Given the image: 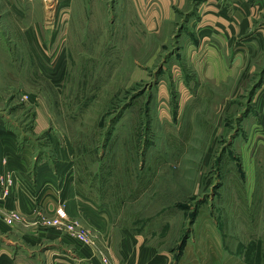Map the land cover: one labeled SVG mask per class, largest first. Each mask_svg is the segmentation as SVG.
Here are the masks:
<instances>
[{
  "label": "rangeland",
  "instance_id": "rangeland-1",
  "mask_svg": "<svg viewBox=\"0 0 264 264\" xmlns=\"http://www.w3.org/2000/svg\"><path fill=\"white\" fill-rule=\"evenodd\" d=\"M131 4L0 0V115L32 165L56 168L62 185L74 177L114 232L146 235L158 259L264 264V127L251 89L181 87L186 14L155 35ZM16 215L4 221L68 232L55 214Z\"/></svg>",
  "mask_w": 264,
  "mask_h": 264
},
{
  "label": "crops",
  "instance_id": "crops-1",
  "mask_svg": "<svg viewBox=\"0 0 264 264\" xmlns=\"http://www.w3.org/2000/svg\"><path fill=\"white\" fill-rule=\"evenodd\" d=\"M131 2L129 9L137 12L140 25L155 35L173 21L174 11L185 13L182 48L175 54L184 63L181 87L186 86L189 92L214 89L212 92L226 94L241 93L249 87L264 127V0ZM9 119L0 115V180L9 171L14 181L7 188L6 200L0 202V264H167L165 257L158 259L146 235L114 232L106 204L93 202L87 193L84 196L74 177L62 185L56 168L44 162L32 165L31 147L20 144L19 148L22 134L7 127ZM63 204L71 218L80 217L91 228L102 230L92 232L98 245H85L55 228L34 231L16 222L9 225L3 218L5 213H20L30 220L42 214L51 216Z\"/></svg>",
  "mask_w": 264,
  "mask_h": 264
},
{
  "label": "built area",
  "instance_id": "built-area-1",
  "mask_svg": "<svg viewBox=\"0 0 264 264\" xmlns=\"http://www.w3.org/2000/svg\"><path fill=\"white\" fill-rule=\"evenodd\" d=\"M3 179V178H2ZM3 181H4V183H6L4 186L6 187L5 189V191L3 192V194H0V198H1V196L4 198V197H6L7 195H8V193H9V191L7 190V188L11 185V183H12V181L11 180H9V179H3ZM17 213H13L12 215L13 216H17L16 215ZM11 215V216H12ZM19 215V214H18ZM55 215H56V217H57V222L59 223V224H62L63 222H65V225H64V228H68V234H70V235H72V236H74V237H77V238H79V240L80 241H82L83 243H85L86 245H89V246H94V245H96V243H95V240H93L94 238L92 237V233H91V231L90 230H85V229H83V227H82V225L78 222V221H76V220H74L73 218H71L70 216H69V214L67 213V211H66V209H65V207L64 206H59L57 209H56V212H55ZM10 216V217H11ZM12 218V217H11ZM24 218V217H23ZM21 219V218H20ZM44 219V218H43ZM10 220V219H9ZM45 220V219H44ZM46 223V225L47 224H51V222L50 221H48V220H45V222H43V224H45ZM54 225H58V224H54ZM67 225H69V226H67ZM78 231H80V232H78ZM83 233V235H81L80 237H78V234H80V233Z\"/></svg>",
  "mask_w": 264,
  "mask_h": 264
},
{
  "label": "bare ground",
  "instance_id": "bare-ground-1",
  "mask_svg": "<svg viewBox=\"0 0 264 264\" xmlns=\"http://www.w3.org/2000/svg\"><path fill=\"white\" fill-rule=\"evenodd\" d=\"M48 1H50V0H48Z\"/></svg>",
  "mask_w": 264,
  "mask_h": 264
}]
</instances>
